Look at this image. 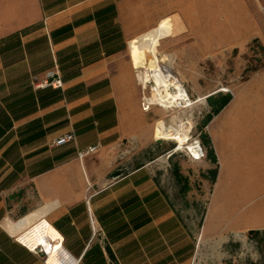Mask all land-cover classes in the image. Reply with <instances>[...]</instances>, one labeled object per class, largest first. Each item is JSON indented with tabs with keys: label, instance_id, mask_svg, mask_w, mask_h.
Instances as JSON below:
<instances>
[{
	"label": "crops",
	"instance_id": "crops-1",
	"mask_svg": "<svg viewBox=\"0 0 264 264\" xmlns=\"http://www.w3.org/2000/svg\"><path fill=\"white\" fill-rule=\"evenodd\" d=\"M168 1L179 0H0V264H45L19 244L34 248L41 222L76 264L92 249L102 254L93 264H111L106 245L121 264L120 255L175 225L145 167L116 180L110 170L124 142L154 140V123L142 106L144 67L126 48L161 26L168 33L159 40L161 54L177 46L171 17L182 35L192 28L181 12L163 8ZM194 42L186 58L197 69L217 52L203 38ZM56 69L63 87H38ZM263 73L228 81L231 100L205 128L218 160L211 194L261 200L235 234L264 231V81H253ZM70 132L75 141L55 144ZM95 145L97 153L78 158L79 150ZM212 166L208 159L206 170ZM143 211L148 218L138 227ZM202 232L217 238L206 235V218ZM46 262L59 264L53 257Z\"/></svg>",
	"mask_w": 264,
	"mask_h": 264
},
{
	"label": "rangeland",
	"instance_id": "rangeland-1",
	"mask_svg": "<svg viewBox=\"0 0 264 264\" xmlns=\"http://www.w3.org/2000/svg\"><path fill=\"white\" fill-rule=\"evenodd\" d=\"M163 8L169 14L181 12L186 24L192 28L182 35L176 17H171L172 25L179 30L173 37L177 46L166 55L161 54L159 40L168 35L163 26L132 41L148 36L158 39V65L173 73L193 103L170 109L152 104L144 113L154 123L153 142L147 146L124 142L122 150L113 153L110 170L124 169L129 173L140 165L145 167L167 198L175 225L167 233L157 235L148 245L120 255L121 264H264V238H251L249 232L235 234L261 200L250 203L221 198L220 192L212 195L213 180L210 170L205 168L208 157L192 161L186 150V146L191 145L187 142L188 132L193 139L201 133L207 134L205 120L212 113L209 97H220L214 93L223 89L228 90L224 93L229 95L231 90L224 87L228 81L247 78L254 71L264 69V0H179L168 1ZM197 37L206 40L207 48L217 54L204 58L194 69L186 55L194 52ZM182 64L184 70L179 71ZM141 65L145 66L140 69L142 75L150 66L149 60H144ZM253 81H264V73ZM154 85L150 80L142 91L143 96L151 98ZM180 145L183 148L177 150ZM175 165L180 167L189 185L185 195L181 194V185L174 176ZM215 167L213 164L212 168ZM205 218L206 235L213 233L217 238L203 235ZM50 235L57 237L51 232ZM35 254L45 259L41 252Z\"/></svg>",
	"mask_w": 264,
	"mask_h": 264
},
{
	"label": "bare ground",
	"instance_id": "bare-ground-1",
	"mask_svg": "<svg viewBox=\"0 0 264 264\" xmlns=\"http://www.w3.org/2000/svg\"><path fill=\"white\" fill-rule=\"evenodd\" d=\"M157 46L158 39L153 36L129 42L130 54L136 65L139 66L140 64H144V60H149L150 63L147 72L139 75V80L141 81L144 90L147 88L150 80H152L155 84L154 87H152V97L147 98L148 103L150 105H159L165 109H170L174 106H182L183 104H185V107L192 105L193 102L191 101L186 89L178 81V79L174 77L173 73L171 71H164L158 65L159 60L157 57ZM142 67L145 66L142 65ZM222 91L228 90L223 89ZM190 146L191 145L186 146V148ZM182 148L183 146L180 145L177 150H181ZM34 229L40 237L35 240L33 246L34 248L32 249L43 247V249L48 253L47 258L53 257L59 264H76V260L62 246L61 238L51 237L48 224L41 222L37 224ZM20 244L27 247L22 243Z\"/></svg>",
	"mask_w": 264,
	"mask_h": 264
},
{
	"label": "trees",
	"instance_id": "trees-1",
	"mask_svg": "<svg viewBox=\"0 0 264 264\" xmlns=\"http://www.w3.org/2000/svg\"><path fill=\"white\" fill-rule=\"evenodd\" d=\"M255 41H257V39H255ZM256 72H258V71H254L251 75H253ZM251 75H249L248 77H250ZM244 79H246V78H244ZM230 100H231V95H221L220 97H218L216 99H212V97H209V104L212 107V113L209 114L208 117L206 118L205 127L209 124V122L212 120V118L215 115H217L230 102ZM200 137H201V140H202L204 147L207 148L208 159L214 165H216V167L211 169L209 172L211 174V177H212V180L214 183L216 178H217V173H218V160H217V157L215 155V151H214L213 145L210 141L208 134L201 133ZM170 158H172V156ZM141 167H143V166L140 165L137 167V169H139ZM174 176H175L177 182L181 185V188H180L181 194L185 195L187 192H189L190 188H189V185H188L185 177H183V175L181 174L180 167H178L177 165L174 166ZM147 218L148 217H146V215H144V211L140 212L139 221H138V223H136L138 225V227H141L146 222ZM134 226H136V225L134 224ZM248 234L251 238H256V239L260 238V237L264 238V231H250ZM105 250H106V252H107V254L111 260V264H119L116 256L114 255V253H113V251L109 245H106ZM100 254H101V249H92V250L86 252V255L84 256V263H82V264H93V262L100 259L99 257L102 255V254L101 255ZM98 255H100V256H98Z\"/></svg>",
	"mask_w": 264,
	"mask_h": 264
},
{
	"label": "built area",
	"instance_id": "built-area-1",
	"mask_svg": "<svg viewBox=\"0 0 264 264\" xmlns=\"http://www.w3.org/2000/svg\"><path fill=\"white\" fill-rule=\"evenodd\" d=\"M38 87H41V88L53 87L55 89L62 88L63 87V81H62V76L60 74V71L57 69L48 71L45 79L39 83ZM142 106H143L144 111H149L151 106H152L148 103L147 98L145 96H144L143 101H142ZM188 136H189V139L187 142H189L191 144L190 147L186 148L188 157L192 161H202V160L206 159L207 158V151H206V149H205V147H204V145L200 139V136L193 139V137L191 136V132H188ZM75 140H76L75 133L70 132V133H67V134L61 136L57 141H55V144L64 145V144H68L70 142H73ZM99 149H100V146L95 145V146H90L88 148L79 150L78 151V158L80 160H83L85 157L97 153L99 151ZM174 151H175V149H174ZM174 151H172L170 154H172ZM15 240L17 241V239H15ZM25 248H27L29 251H31L33 253L41 252L45 256L44 262H45V264H47L46 259H47L48 253L43 249V247H37L35 249H30L28 247H25ZM77 264H80L79 261L77 262Z\"/></svg>",
	"mask_w": 264,
	"mask_h": 264
},
{
	"label": "water",
	"instance_id": "water-1",
	"mask_svg": "<svg viewBox=\"0 0 264 264\" xmlns=\"http://www.w3.org/2000/svg\"><path fill=\"white\" fill-rule=\"evenodd\" d=\"M124 173H125L124 169H118L112 173L111 177L116 180L119 179L121 176H123Z\"/></svg>",
	"mask_w": 264,
	"mask_h": 264
}]
</instances>
